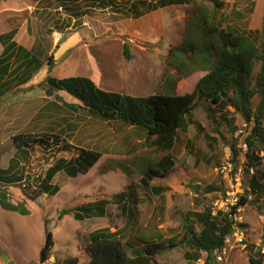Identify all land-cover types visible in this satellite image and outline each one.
Listing matches in <instances>:
<instances>
[{"label": "rangeland", "instance_id": "1", "mask_svg": "<svg viewBox=\"0 0 264 264\" xmlns=\"http://www.w3.org/2000/svg\"><path fill=\"white\" fill-rule=\"evenodd\" d=\"M125 2L0 0V35L17 29L14 39L29 50L39 51L44 63L30 82L15 84L0 94V168L6 169L15 155L13 136L35 131L33 118L47 101L45 89L39 85L48 74L88 76L103 89L125 94H154L169 81L174 91L190 92L208 71L199 58L205 47L212 49L213 61L220 45L217 38L206 37L203 31L204 9L215 12L222 28L230 25L239 31H256L254 37L257 32L264 35V0H224L225 6L217 10L208 0H192L159 8L139 18L121 16L119 8ZM184 42L194 49L180 57L175 49ZM125 46L129 48L130 59L125 56ZM3 48L0 42V53ZM51 55L55 65L49 71L47 59ZM263 67L264 62L257 64L255 80ZM60 94L69 102L82 104L66 93ZM260 97L258 91L252 100V115ZM58 114L67 116L76 125L74 130L67 129L72 134L67 137L72 148L66 151L54 145L52 148L34 145L18 165L19 172H25L29 181H0V187L8 190L12 202H23L29 210L22 214L0 206V264H88L91 232L103 228L114 232L127 225L132 234L123 242H132L139 249L146 240L178 238L174 246L155 255L159 264H207L206 253L196 261L185 255L189 249L179 238L184 213L201 211L207 206L230 210L246 190L252 203L242 205L235 216L245 227L236 229L228 238L216 264H252L245 249L248 242L264 250V188L254 193L250 187L252 173L242 174L247 138L251 137L256 154L262 158L256 175L264 186V138L253 133L254 122H247L234 106L198 101L192 117L205 130L200 132L190 125L187 131L179 133L177 144L169 152L178 160L176 167L150 179L151 186L164 188L160 194L141 184L137 165L144 161L141 164L144 171L153 172V160L166 152L150 147L143 134L119 121L95 118L84 110L78 113L64 110ZM223 115L234 121L225 122ZM232 144L239 151V169L235 173H232ZM76 147L99 150L102 157L85 174L76 177L64 171L56 174L53 182L60 190L55 195L43 193L35 200L25 196V183L32 184L38 176H44L60 157L70 159L76 155ZM226 161L232 169L223 173L220 167ZM122 191L131 192L136 201L135 206L132 203L137 212L132 221L115 203L106 206L105 217L75 219L76 207L111 199ZM64 210L70 213L64 214ZM48 232L53 234L54 247L50 258L41 263L40 250ZM4 254L9 258L6 262Z\"/></svg>", "mask_w": 264, "mask_h": 264}, {"label": "trees", "instance_id": "2", "mask_svg": "<svg viewBox=\"0 0 264 264\" xmlns=\"http://www.w3.org/2000/svg\"><path fill=\"white\" fill-rule=\"evenodd\" d=\"M119 8L124 18H139L145 13L155 11L168 5H182L192 3V0H125ZM215 10L225 6L224 0H208ZM201 12L203 31L206 37L217 38L219 47L215 50L216 56L211 61L212 49L205 47L200 55V62L208 69L195 84L190 92L179 93L173 90L171 81L161 90L149 95L125 94L117 91L106 90L100 87L92 78L83 75H70L56 77L48 74L40 83L45 89L47 99L45 105L39 108L34 116L35 131L20 132L13 136L16 152L9 160L6 169L0 168V181L22 182L29 181L25 172H19L18 165L25 159L34 145L52 148L57 146L61 150L69 151L72 146L67 143V137H72L67 129L74 130L76 125L69 122L67 116L58 113L73 112L81 110L106 121H119L123 125L135 128L146 137L150 147L158 152H166L160 159L153 160V172H145L141 162L137 170L142 175L141 184L149 187L152 192L160 194L164 188L151 186L150 179L174 169L177 165V158L169 153L179 140V133L187 131L190 125L195 126L200 132L205 129L202 124L192 117L194 108L198 101L204 100L209 104L231 105L240 111L247 122L253 121V133L264 138V67L253 77L254 70L259 62H264V35L253 36V32L239 31L236 27L228 26L222 28L215 12H208L206 9ZM17 29L0 35V42L4 45L0 53V94L4 93L15 84L23 85L30 82L35 74L43 66L40 52L27 49L18 43L14 38ZM261 40V41H260ZM194 49L193 45L185 42L176 47V55H187ZM173 53V50L171 51ZM124 53L127 59L131 58L128 46H125ZM49 71L55 65L53 56L47 59ZM206 65V66H205ZM163 89V90H162ZM259 93L261 97L252 115V100ZM60 93H66L82 104L67 101ZM53 97L54 99H50ZM50 99V100H48ZM229 123L227 115L222 117ZM41 124V125H39ZM39 128V132H36ZM72 132V131H71ZM224 138V137H223ZM248 149L246 151V162L243 166V173L248 176L250 173L251 188L254 193L264 188L259 183L257 173L262 163V158L255 152V142L247 138ZM232 173H235L239 151L236 145H231ZM77 154L70 159L60 157L45 171L44 176H38L31 184L25 183V196L37 199L41 194L55 195L60 186L53 182L54 177L60 171L66 172L70 177L87 173L102 157V153L96 149L75 148ZM26 156V157H25ZM140 166V168H139ZM17 170V171H16ZM257 170V172H256ZM36 182V185H35ZM30 186L34 187L32 189ZM31 189V190H30ZM251 191V190H250ZM29 192V193H27ZM251 193V192H250ZM110 203L118 204L129 221L136 215L135 208H132L133 200L131 192L122 191L113 195L111 199H101L88 202L86 205L76 207L74 216L77 220H84L90 217H105L106 206ZM251 204L249 192L246 190L240 200L231 206L230 210L217 209L207 206L201 211L189 210L184 213L182 221V234L180 241L189 249L186 257L192 260L200 259L202 253H206V263L216 264V256L222 253L226 247L228 238L234 234L236 229H243L244 223L237 222L235 216L237 211L245 204ZM0 206L6 210L19 211L22 214L29 213L23 202L13 203L8 190L0 187ZM69 210L63 211L64 214ZM70 213V211H69ZM129 226H124L114 232L108 228L97 229L91 232L89 238L91 246L88 248L91 260L88 264H159L155 255L161 254L166 249L175 245L177 237L161 239L160 241L144 240L142 249L132 246V242L125 241L129 233ZM247 257L252 264L264 263V250L254 243H245ZM53 234L48 232L45 244L40 250V262H46L53 251ZM74 260H71V262ZM70 262V263H71Z\"/></svg>", "mask_w": 264, "mask_h": 264}, {"label": "built area", "instance_id": "3", "mask_svg": "<svg viewBox=\"0 0 264 264\" xmlns=\"http://www.w3.org/2000/svg\"><path fill=\"white\" fill-rule=\"evenodd\" d=\"M245 148H247V146ZM231 169H232V165L229 161L224 162L220 167V171L223 173L229 172L231 171ZM223 251H225V248L223 249ZM221 258H222L221 254H217L216 259L220 260Z\"/></svg>", "mask_w": 264, "mask_h": 264}, {"label": "water", "instance_id": "4", "mask_svg": "<svg viewBox=\"0 0 264 264\" xmlns=\"http://www.w3.org/2000/svg\"><path fill=\"white\" fill-rule=\"evenodd\" d=\"M8 259H9L8 256L4 254L3 255V261L6 262Z\"/></svg>", "mask_w": 264, "mask_h": 264}]
</instances>
